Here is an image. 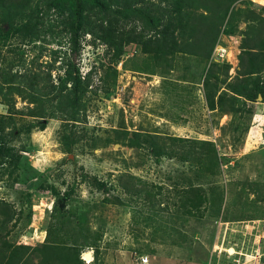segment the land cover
Wrapping results in <instances>:
<instances>
[{"label": "rangeland", "instance_id": "rangeland-1", "mask_svg": "<svg viewBox=\"0 0 264 264\" xmlns=\"http://www.w3.org/2000/svg\"><path fill=\"white\" fill-rule=\"evenodd\" d=\"M263 9L257 0H237L231 7L218 43L227 51L218 71L226 83L239 82L236 77L244 33L253 31V15L264 19ZM233 11L232 18L237 17L228 25ZM52 14L51 20L56 21ZM192 14L200 17L206 12L201 7ZM135 25L147 39L155 35L143 21ZM135 25L132 22L125 31ZM228 31L234 34L228 35ZM116 54L110 45L87 34H81L80 47L73 52L70 35L63 27L46 31L36 43L23 33L0 43V72L11 66L14 71L37 74L42 89L50 85L49 72L56 84L69 64L89 78L86 108L79 123L67 122L61 112L55 119L38 122L26 116L29 104L16 98L19 114L14 116L15 123L23 132L16 146L45 181L42 189L30 192L33 218L27 228L23 227L29 210L20 193L25 187L17 183L12 189L6 178L0 183V200L19 210L24 208L26 213L10 240L39 245L54 207L49 187H55L61 193L70 191L74 206L90 204L102 214L101 219L90 218L94 232L103 233L102 264H142V257H148L150 264H232L236 252L264 255L262 100L248 102L241 114L210 111L204 93L210 62L200 51L198 55L176 52L157 61L141 46L130 44L124 46L119 59ZM226 65L231 66L228 75ZM48 110L55 111L50 107ZM8 114L9 108L0 101V116ZM30 125L34 127L30 129ZM115 131L128 132L131 138L143 135V147L114 143L105 146L107 139L116 142ZM65 135L70 146L64 143ZM149 135L211 142L219 152L221 177L216 189L223 190L228 210L219 218H191L186 225L188 244L182 248L172 244L170 235H174L171 232L175 225L169 223L167 213L161 212L168 208L175 211L177 206L173 204L176 197L169 177L183 179V175L191 177L193 173L188 172L189 164L155 156L147 142L151 140ZM98 137L99 146L95 148L93 140ZM121 180L140 195L127 194L120 187ZM147 192L152 197L148 198ZM118 195L122 205L105 203ZM88 253H93V259L85 258ZM82 258L86 264H94V251L85 250Z\"/></svg>", "mask_w": 264, "mask_h": 264}, {"label": "trees", "instance_id": "trees-1", "mask_svg": "<svg viewBox=\"0 0 264 264\" xmlns=\"http://www.w3.org/2000/svg\"><path fill=\"white\" fill-rule=\"evenodd\" d=\"M236 2L237 0H0V43L21 33L31 43H36L46 31L53 32L54 28L63 27L70 35L73 52H77L80 47L81 34L93 36L110 45L117 50V59L121 57L124 46L130 44L141 46L145 54L153 56L157 61L176 52L198 55L200 51L201 56L210 62L204 78L208 109L220 114H241L248 102H257L261 98L264 104V19L253 15V31L244 33L237 84L226 83L220 78L218 71L223 67L221 61L211 62L222 28ZM201 7L206 14L200 17L196 13L192 14ZM52 13L56 15V21L51 20ZM234 14L233 11L228 25L236 19L237 16L232 18ZM139 20L155 32L152 38L147 39L137 32L135 23ZM132 22L134 29L125 31L126 26ZM187 29H191L190 34H186ZM227 34L233 35L234 32L228 31ZM10 67L0 72V101L9 108L8 115L0 116V183L6 178L12 189L17 183L25 187V191L20 193L29 213L26 215L24 208L19 210L14 204L0 200V264H86L82 255L88 249L94 251L93 263L102 264L103 233L101 230L100 233H95L90 225L91 216L101 219L102 214L99 215L90 204L83 208L74 206L70 191L61 193L55 187H49L55 201L44 243L31 247L18 245L16 240H10L12 231L20 226L25 215L27 222L23 228L31 226L33 204L30 192L42 189L45 181L43 174L27 163L23 150L16 146L17 139L23 134L15 123L14 116L19 114L16 110V98L29 104L26 116L38 122L55 119L57 112H61L65 114L67 122L79 123L82 111L86 108L89 86V78L81 76L79 69L70 64L65 75L60 76L56 84L52 81V72H49L50 85L44 89L40 86L39 75L14 71ZM225 69L228 75L231 66L226 65ZM55 103L57 105L54 107ZM240 104L242 105L239 106ZM49 107L55 111L51 112ZM32 127L34 125L29 126L30 129ZM115 132L116 142L107 139L105 146L114 143L128 144L137 149L143 147V135L134 134L131 138L128 132ZM148 138L151 139L147 142L155 156L189 164L188 172L193 173L191 177L182 173L183 179L169 177L176 197L173 204L177 206L175 211L168 208L161 212L162 215L167 213L171 218L169 223L175 225L171 232L174 235L169 234L173 238L172 244L182 248L188 244L186 225L191 218H219L228 210L224 206L223 190L216 189L221 177L219 152L211 142L154 135H149ZM68 141L65 135L66 146H70ZM99 141L100 137L93 140L95 148L99 146ZM166 141H170L172 145ZM71 152V149L67 150L68 154ZM120 187L127 194L140 195L135 189L125 186L122 180ZM147 194L148 198L152 197L149 192ZM106 202L123 204L119 195L113 201ZM190 246H193V242Z\"/></svg>", "mask_w": 264, "mask_h": 264}, {"label": "built area", "instance_id": "built-area-1", "mask_svg": "<svg viewBox=\"0 0 264 264\" xmlns=\"http://www.w3.org/2000/svg\"><path fill=\"white\" fill-rule=\"evenodd\" d=\"M227 51L225 49L220 48L217 45L213 55L211 62L213 61H225L223 60L226 56ZM142 264H150V259L148 257L140 258ZM232 264H264V255H250L243 252H236L232 255ZM88 262V261H87Z\"/></svg>", "mask_w": 264, "mask_h": 264}, {"label": "crops", "instance_id": "crops-1", "mask_svg": "<svg viewBox=\"0 0 264 264\" xmlns=\"http://www.w3.org/2000/svg\"><path fill=\"white\" fill-rule=\"evenodd\" d=\"M215 49H216V48H215ZM237 69H238V67H237ZM235 73H236V69H235ZM212 112H213V111H212ZM45 238H46V234H45V236L42 238V241H40L39 245H41V244L44 243ZM18 245L31 246V245H27V244H25V243H18ZM31 247H36V245H32ZM91 254H93V253H91ZM92 259H93V255H92Z\"/></svg>", "mask_w": 264, "mask_h": 264}, {"label": "water", "instance_id": "water-1", "mask_svg": "<svg viewBox=\"0 0 264 264\" xmlns=\"http://www.w3.org/2000/svg\"><path fill=\"white\" fill-rule=\"evenodd\" d=\"M260 100H262V99L260 98ZM89 256L92 257V254H91V253L86 254V255H85V258H86V259H89V258H88Z\"/></svg>", "mask_w": 264, "mask_h": 264}, {"label": "bare ground", "instance_id": "bare-ground-1", "mask_svg": "<svg viewBox=\"0 0 264 264\" xmlns=\"http://www.w3.org/2000/svg\"><path fill=\"white\" fill-rule=\"evenodd\" d=\"M258 2H260L262 5H264V0H257ZM89 259L91 258L90 256L88 257Z\"/></svg>", "mask_w": 264, "mask_h": 264}]
</instances>
